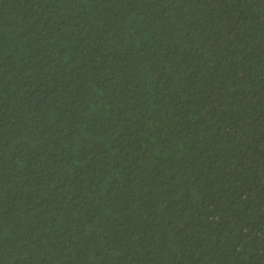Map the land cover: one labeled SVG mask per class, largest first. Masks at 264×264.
<instances>
[{"label":"trees","instance_id":"1","mask_svg":"<svg viewBox=\"0 0 264 264\" xmlns=\"http://www.w3.org/2000/svg\"><path fill=\"white\" fill-rule=\"evenodd\" d=\"M0 264H264V0H0Z\"/></svg>","mask_w":264,"mask_h":264}]
</instances>
